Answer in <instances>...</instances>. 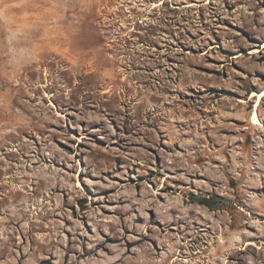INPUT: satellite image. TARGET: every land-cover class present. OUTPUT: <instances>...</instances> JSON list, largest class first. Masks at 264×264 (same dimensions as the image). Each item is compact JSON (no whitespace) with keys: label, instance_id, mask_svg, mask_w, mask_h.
Instances as JSON below:
<instances>
[{"label":"rangeland","instance_id":"obj_1","mask_svg":"<svg viewBox=\"0 0 264 264\" xmlns=\"http://www.w3.org/2000/svg\"><path fill=\"white\" fill-rule=\"evenodd\" d=\"M263 90L264 0H0V264H264Z\"/></svg>","mask_w":264,"mask_h":264},{"label":"bare ground","instance_id":"obj_2","mask_svg":"<svg viewBox=\"0 0 264 264\" xmlns=\"http://www.w3.org/2000/svg\"><path fill=\"white\" fill-rule=\"evenodd\" d=\"M252 97H257L258 98L257 106H259L261 100L264 98V90L261 93H259V94L253 93ZM251 119H252L253 124H257L258 125V124L261 123L260 119H259V114H258V110L257 109L255 111H253Z\"/></svg>","mask_w":264,"mask_h":264},{"label":"trees","instance_id":"obj_3","mask_svg":"<svg viewBox=\"0 0 264 264\" xmlns=\"http://www.w3.org/2000/svg\"><path fill=\"white\" fill-rule=\"evenodd\" d=\"M204 203H205V202H204ZM204 203H203V204H204Z\"/></svg>","mask_w":264,"mask_h":264}]
</instances>
